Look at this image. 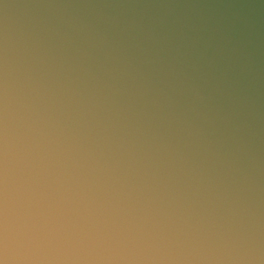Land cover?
Masks as SVG:
<instances>
[{
    "label": "water",
    "instance_id": "water-1",
    "mask_svg": "<svg viewBox=\"0 0 264 264\" xmlns=\"http://www.w3.org/2000/svg\"><path fill=\"white\" fill-rule=\"evenodd\" d=\"M0 264H264V0H0Z\"/></svg>",
    "mask_w": 264,
    "mask_h": 264
}]
</instances>
